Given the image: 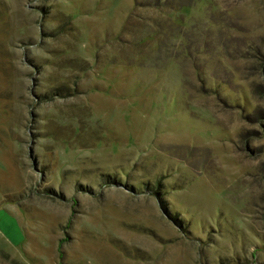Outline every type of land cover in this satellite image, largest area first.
Here are the masks:
<instances>
[{"label": "rangeland", "instance_id": "rangeland-1", "mask_svg": "<svg viewBox=\"0 0 264 264\" xmlns=\"http://www.w3.org/2000/svg\"><path fill=\"white\" fill-rule=\"evenodd\" d=\"M0 264H264V0H0Z\"/></svg>", "mask_w": 264, "mask_h": 264}]
</instances>
